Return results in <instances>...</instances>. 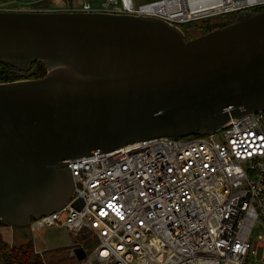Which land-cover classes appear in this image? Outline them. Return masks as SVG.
Returning <instances> with one entry per match:
<instances>
[{
  "label": "water",
  "instance_id": "1",
  "mask_svg": "<svg viewBox=\"0 0 264 264\" xmlns=\"http://www.w3.org/2000/svg\"><path fill=\"white\" fill-rule=\"evenodd\" d=\"M34 62L45 77L0 84V224L10 228L71 200L68 160L211 135L263 111L264 10L192 40L152 17L0 10V63Z\"/></svg>",
  "mask_w": 264,
  "mask_h": 264
},
{
  "label": "built area",
  "instance_id": "2",
  "mask_svg": "<svg viewBox=\"0 0 264 264\" xmlns=\"http://www.w3.org/2000/svg\"><path fill=\"white\" fill-rule=\"evenodd\" d=\"M255 9L263 10L264 0L85 1L68 11L152 17L180 27ZM67 163L71 200L29 228L65 229L76 264H247L259 247L264 264V245L251 238L255 227L264 229V110L211 135L158 137ZM82 235L94 248L76 242ZM76 249L85 253L81 262Z\"/></svg>",
  "mask_w": 264,
  "mask_h": 264
},
{
  "label": "rangeland",
  "instance_id": "3",
  "mask_svg": "<svg viewBox=\"0 0 264 264\" xmlns=\"http://www.w3.org/2000/svg\"><path fill=\"white\" fill-rule=\"evenodd\" d=\"M89 2L93 6L98 5L103 0H0V6H5L9 10L13 11H40V12H47V10H55L61 11L67 8H71L72 5L75 9H80L83 2ZM138 5H146L149 3H153L159 0H135ZM241 1V0H236ZM264 10V9H263ZM227 16H217L212 18H207L211 23H221L226 21ZM202 20V19H201ZM198 21V20H196ZM200 22L194 23L193 21L190 24H187L184 30H190V34L193 38L201 35L199 28L201 27ZM195 25L197 27H195ZM188 27V29H186ZM189 38V37H187ZM218 136L222 138V133L219 132ZM0 231H3L2 229ZM5 231V230H4ZM9 240H12L11 234H6ZM264 237V229L261 225L255 227L252 231V241L255 243L257 242L258 245H264V242L261 241L259 238ZM29 239L32 241L33 246L38 252L45 253V262L47 264H76V259L73 256H70L69 253V236L65 229L51 227V228H44L42 230L29 231ZM76 242H83L86 243V237L83 235L77 239ZM88 249H92L95 246L93 244H87ZM263 253V247L258 248L257 255H252L249 257L247 264H261Z\"/></svg>",
  "mask_w": 264,
  "mask_h": 264
},
{
  "label": "trees",
  "instance_id": "4",
  "mask_svg": "<svg viewBox=\"0 0 264 264\" xmlns=\"http://www.w3.org/2000/svg\"><path fill=\"white\" fill-rule=\"evenodd\" d=\"M261 11L263 10L255 9L249 12L259 13ZM238 15V13L220 15L227 16L225 19L226 21L221 23L218 22L213 24L207 18L193 22L196 23L201 21V27L199 28V31L201 32V35H205L216 29H221L235 23ZM187 24H183L180 26L185 34L186 40H192L200 37L198 36L193 38L189 33L190 30L188 29V27L186 28L188 30H184V27ZM195 27L197 26L195 25ZM47 73L48 67L43 62H34L31 65H28L26 68H20L11 64L0 63V84L13 83L24 80H37L45 77ZM13 230V243L10 242L9 238H7V236L4 235L2 231H0V264H47L39 254L35 253L32 241L29 239L30 228H13Z\"/></svg>",
  "mask_w": 264,
  "mask_h": 264
},
{
  "label": "crops",
  "instance_id": "5",
  "mask_svg": "<svg viewBox=\"0 0 264 264\" xmlns=\"http://www.w3.org/2000/svg\"><path fill=\"white\" fill-rule=\"evenodd\" d=\"M68 9H70V8H67V9L61 10V11H68ZM2 232H3L4 235H6L7 233L9 235L11 234L12 240H10V242L13 243V238H14V230H13V228L7 229L5 231L3 230Z\"/></svg>",
  "mask_w": 264,
  "mask_h": 264
},
{
  "label": "flooded vegetation",
  "instance_id": "6",
  "mask_svg": "<svg viewBox=\"0 0 264 264\" xmlns=\"http://www.w3.org/2000/svg\"><path fill=\"white\" fill-rule=\"evenodd\" d=\"M0 229L7 230V229H10V227L7 225L0 224Z\"/></svg>",
  "mask_w": 264,
  "mask_h": 264
},
{
  "label": "snow or ice",
  "instance_id": "7",
  "mask_svg": "<svg viewBox=\"0 0 264 264\" xmlns=\"http://www.w3.org/2000/svg\"><path fill=\"white\" fill-rule=\"evenodd\" d=\"M110 207H111V205H110ZM101 215H104V213L102 212Z\"/></svg>",
  "mask_w": 264,
  "mask_h": 264
}]
</instances>
